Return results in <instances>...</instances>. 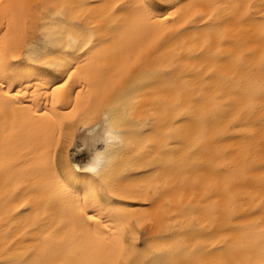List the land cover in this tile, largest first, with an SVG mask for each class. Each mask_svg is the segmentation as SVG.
I'll list each match as a JSON object with an SVG mask.
<instances>
[{
    "label": "bare ground",
    "instance_id": "bare-ground-1",
    "mask_svg": "<svg viewBox=\"0 0 264 264\" xmlns=\"http://www.w3.org/2000/svg\"><path fill=\"white\" fill-rule=\"evenodd\" d=\"M167 2L0 0V264L264 260V0ZM78 143L99 222L64 183Z\"/></svg>",
    "mask_w": 264,
    "mask_h": 264
},
{
    "label": "snow or ice",
    "instance_id": "snow-or-ice-1",
    "mask_svg": "<svg viewBox=\"0 0 264 264\" xmlns=\"http://www.w3.org/2000/svg\"><path fill=\"white\" fill-rule=\"evenodd\" d=\"M176 7L177 5L169 4L167 0H155V2H149V0H138L137 4V10L140 15L148 19H151L154 15L157 14L172 12L176 9ZM160 18L167 19V15H160ZM85 49H88L89 51L91 50L90 39L87 33H84L82 43H80L79 46L71 52L69 58L71 59L75 57L77 53H80ZM137 59H139V57H137ZM74 67L75 66L73 65L72 68H69L68 71L64 73L62 78H57L56 82L49 87V94L52 98L53 103L56 102L57 93L69 87V82L72 81V73ZM0 87L6 89V84L0 83ZM5 95L19 96L21 95V93L16 91L15 89L11 93L5 90ZM69 95L73 96L75 95V93L72 92ZM76 111V108L72 107L71 110L66 113V115L68 117H73ZM39 115L48 116V113L41 112L39 113ZM94 143L101 144L102 141H96ZM73 151L77 154L75 156V159L70 160L66 166L64 183L66 187L73 192L74 195L80 197V213L82 215H85L88 220H95L99 222V217L94 213L88 211L89 207L96 206V192L99 189L97 188L95 191H93L88 187V182H91V184H97V181L93 179V177L101 176V171H99V168L101 164L102 152L97 148H89L87 146H82L79 143ZM73 179L76 181H84L85 185L83 187L74 188L73 184L71 183ZM98 207L99 211L108 212L112 208H115L117 206L101 203ZM104 226L107 227V224H105ZM61 264H72V262L63 261L61 262ZM124 264H127V262L125 261ZM260 264H264V260H262Z\"/></svg>",
    "mask_w": 264,
    "mask_h": 264
},
{
    "label": "rangeland",
    "instance_id": "rangeland-1",
    "mask_svg": "<svg viewBox=\"0 0 264 264\" xmlns=\"http://www.w3.org/2000/svg\"><path fill=\"white\" fill-rule=\"evenodd\" d=\"M77 154V153H76Z\"/></svg>",
    "mask_w": 264,
    "mask_h": 264
}]
</instances>
